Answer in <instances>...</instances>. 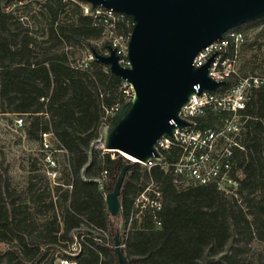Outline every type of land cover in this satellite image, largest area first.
<instances>
[{
  "label": "trees",
  "instance_id": "16d2710c",
  "mask_svg": "<svg viewBox=\"0 0 264 264\" xmlns=\"http://www.w3.org/2000/svg\"><path fill=\"white\" fill-rule=\"evenodd\" d=\"M16 1L0 0V114L20 116L24 135L40 147L43 134H52L54 147L65 152L66 181L59 183L56 177L52 188L33 161L26 185L19 187L0 160V264H119L116 236L128 264H254L246 260L253 241L264 245V83L246 104L245 151L237 156L247 207L214 186L179 187L172 172L131 162L120 194L121 216L113 217L101 180L107 171L104 190L112 191L127 159L92 144L117 113L107 111H119L132 97L107 65L93 61L88 69L73 68L75 52L66 50L80 47L103 54L109 44L94 45L102 29L62 0L43 6L40 15L48 20V34L39 42L23 29L20 18L25 15L13 14L32 6L7 10ZM65 8L63 22L55 26ZM69 13L76 18L68 21ZM261 24L264 16L241 27ZM151 182L161 193L162 207L139 213L136 199ZM258 186L262 196L246 198ZM73 244L79 246L77 252L71 251ZM257 264H264V249Z\"/></svg>",
  "mask_w": 264,
  "mask_h": 264
},
{
  "label": "water",
  "instance_id": "95a60500",
  "mask_svg": "<svg viewBox=\"0 0 264 264\" xmlns=\"http://www.w3.org/2000/svg\"><path fill=\"white\" fill-rule=\"evenodd\" d=\"M93 5L125 13L134 27L128 48L131 67H123L113 48L103 55L93 50L96 61L132 86L134 96L112 118L105 151L126 155L113 190L100 188L109 214L121 216L120 194L131 162L145 163L158 157L156 143L163 135L172 136L175 124L187 123L178 117L180 109L196 92L215 91L224 82L208 76L213 55L196 68L197 53L232 29L264 16V0H90ZM103 141V140H101ZM129 156V157H128ZM134 158L135 160L130 159ZM126 234L122 223L121 235ZM114 250L119 264H128L121 240L115 237Z\"/></svg>",
  "mask_w": 264,
  "mask_h": 264
},
{
  "label": "built area",
  "instance_id": "2783aa9c",
  "mask_svg": "<svg viewBox=\"0 0 264 264\" xmlns=\"http://www.w3.org/2000/svg\"><path fill=\"white\" fill-rule=\"evenodd\" d=\"M51 1L20 0L14 2L12 6L15 8L31 5L32 8L43 9V6ZM62 2L78 9L81 15L92 20L94 26L102 29L103 44L105 42L109 44L108 50L103 55H108L109 48H113L119 57L120 65L131 67L128 57L134 27L131 16L107 9L102 5H93L90 0H62ZM67 12V8L64 12H59L55 26L63 22ZM69 15L68 21L76 18L72 13ZM24 20L28 21V18L25 16L20 18L22 24L25 23ZM243 42L242 33L235 28L227 31L222 39L216 40L197 53L193 60L196 68L205 65L215 55L208 69V76L224 84L215 91L205 90L200 95L197 93L200 85H195L196 92L178 113L179 119L187 124L178 126L171 120L170 123L176 126L172 136H161L155 145L159 156L140 163L148 170L160 166L165 171L172 172L179 187L214 186L226 198L236 202L242 208L244 206L240 187L243 176L237 164V156L238 153L245 151L242 141L246 123L250 118L244 110L253 91L264 83L262 75L240 72L238 54ZM66 50L69 51V48ZM84 57L82 61L71 58V66L76 69H88L91 63L96 61L93 50H88ZM122 88L126 89V94L133 98L134 91L131 85L124 81ZM112 111L118 112V108H112L107 111V114ZM17 123L21 127L22 119H18ZM51 138H53L52 134H43L41 151L44 153L47 174L55 179L58 175L56 154L65 152L63 149L54 147L50 142ZM106 179L107 171L103 174L101 186ZM135 205L139 213L148 208L161 209L162 196L155 190L153 182L148 184L137 197ZM71 249L77 252L79 246L73 244Z\"/></svg>",
  "mask_w": 264,
  "mask_h": 264
},
{
  "label": "rangeland",
  "instance_id": "374dc122",
  "mask_svg": "<svg viewBox=\"0 0 264 264\" xmlns=\"http://www.w3.org/2000/svg\"><path fill=\"white\" fill-rule=\"evenodd\" d=\"M42 10L44 11V9L33 8L31 11L21 9L19 12L18 10L15 12L14 6L10 5L8 8V11L15 12L13 14L16 16L25 15V17L28 18V21L24 20L26 24H23V29L28 30L29 35L35 37L39 42L46 40L48 34V20H46L47 18L44 15H40ZM237 29L242 33L244 38V42L238 54V67L240 72L242 74H258L264 76V24L260 26L238 27ZM92 43L100 48L103 45V39H99ZM67 48H69L70 52H75V54L71 55L72 59L80 61L85 58L84 56L89 50L80 47L72 48L70 46ZM19 118L20 116L16 114H0V160L3 161L4 165L7 167L12 182L19 187H24V185H26L27 179L32 173L31 168L32 163H34L33 161H35L37 167L40 169L38 173L40 175H47L51 183L50 186L52 188L55 187V180L53 177L46 174L47 167L44 163L40 145L26 138L24 135L25 132L17 123ZM108 129L109 127H103L100 138L92 144L93 148L105 151ZM50 142L54 145L53 138L50 139ZM122 155L126 158L124 153ZM56 159L58 162L57 177L60 178V180L56 181L63 184L66 181V159L62 153H57ZM105 183L104 181L102 186L100 185V188H104ZM262 193V188L259 186L253 189L251 188L249 197L246 198H259L262 196ZM245 207H247V205H245L244 208ZM250 211V217L253 219L254 215L252 213L256 212V208L250 209ZM0 249H2V246H0ZM263 249L264 245L258 239H255L252 244V251L246 257V260L257 264L259 256L263 253ZM71 251L75 252V250L72 249ZM60 262L64 263L63 261Z\"/></svg>",
  "mask_w": 264,
  "mask_h": 264
},
{
  "label": "bare ground",
  "instance_id": "6f19581e",
  "mask_svg": "<svg viewBox=\"0 0 264 264\" xmlns=\"http://www.w3.org/2000/svg\"><path fill=\"white\" fill-rule=\"evenodd\" d=\"M104 136H105V134H104ZM128 157H129V156H128ZM130 159L135 160L134 158H131V157H130Z\"/></svg>",
  "mask_w": 264,
  "mask_h": 264
}]
</instances>
